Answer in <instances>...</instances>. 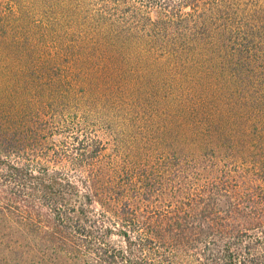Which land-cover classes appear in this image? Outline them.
<instances>
[{
    "label": "trees",
    "instance_id": "obj_1",
    "mask_svg": "<svg viewBox=\"0 0 264 264\" xmlns=\"http://www.w3.org/2000/svg\"><path fill=\"white\" fill-rule=\"evenodd\" d=\"M0 264H264V0H0Z\"/></svg>",
    "mask_w": 264,
    "mask_h": 264
},
{
    "label": "rangeland",
    "instance_id": "obj_2",
    "mask_svg": "<svg viewBox=\"0 0 264 264\" xmlns=\"http://www.w3.org/2000/svg\"><path fill=\"white\" fill-rule=\"evenodd\" d=\"M93 116H94L93 114H92V116L89 115V122H87V123L84 122V125H86V127L88 128L89 131L94 132L96 130V131L99 132L100 136L104 139L105 143L108 146V152L112 150V145H111L110 139H108V137L105 136V134H107L109 132V131L106 130L107 129L106 125H104V124H106V122H114L116 124L117 123L121 124V122H125L126 125L123 126V127L118 128V129H122L120 132L124 131L125 134L131 133V135H133V117L123 116L124 118L126 117L125 121H120V119L110 118L109 117V118H107V120L101 121V123H99ZM70 117H73L75 122H78L79 119L83 118V116H81L79 114L77 116L76 115H71ZM121 120H124V119L122 118ZM102 122H105V123H102ZM58 138L59 137H57V139ZM129 139H130L129 141H132V138H129ZM140 142H142V141H140ZM131 144H133V142H131ZM136 146L138 147L139 145H136ZM149 147H150V144H147L146 146L143 147V151H141V152L144 153L145 150H147V149L149 150ZM130 154H133V149L131 150ZM136 154H137V152H136ZM131 156H133V155H131Z\"/></svg>",
    "mask_w": 264,
    "mask_h": 264
}]
</instances>
